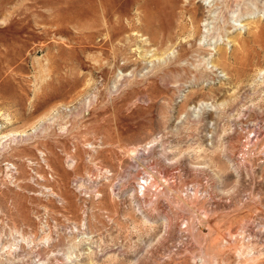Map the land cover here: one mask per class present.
<instances>
[{
	"label": "rangeland",
	"instance_id": "obj_1",
	"mask_svg": "<svg viewBox=\"0 0 264 264\" xmlns=\"http://www.w3.org/2000/svg\"><path fill=\"white\" fill-rule=\"evenodd\" d=\"M167 1L0 0V264H264V0Z\"/></svg>",
	"mask_w": 264,
	"mask_h": 264
},
{
	"label": "bare ground",
	"instance_id": "obj_2",
	"mask_svg": "<svg viewBox=\"0 0 264 264\" xmlns=\"http://www.w3.org/2000/svg\"><path fill=\"white\" fill-rule=\"evenodd\" d=\"M148 1V0H147ZM159 1V0H158ZM162 1V0H161ZM166 1V0H165ZM169 1V0H168ZM168 1L167 2H164V4L166 3H168ZM173 1V0H172ZM179 0H174V2H175V5H176V3L178 2ZM143 2V1H142ZM146 2V1H145ZM174 2H172V3H174ZM161 4H162V2H161ZM147 5V4H146ZM172 5V4H171ZM147 7V6H146ZM153 7V6H152ZM160 7V6H159ZM164 7V6H163ZM120 10V9H119ZM149 10V9H148ZM153 10V9H152ZM186 12H189L188 10H186ZM194 12V11H193ZM188 14V13H187ZM116 15H118L117 13H116ZM155 15V14H154ZM189 15H191V14H189ZM148 18V17H147ZM191 18H192V24H194V23H197V20H196V16L194 15V14H192V16H191ZM154 19V18H153ZM116 21H117V19H116ZM144 21V20H143ZM148 21V20H147ZM181 24V23H180ZM182 25V24H181ZM119 26V25H118ZM149 27V26H148ZM170 27V26H169ZM172 28V27H171ZM178 28L182 31H184V27H180V26H178ZM197 26H195V29L197 30ZM166 29V28H165ZM178 30V29H177ZM165 31V30H164ZM180 32V31H179ZM194 33H196V31H193ZM178 33V32H177ZM177 33H175L173 36H171V34H172V30H171V32L170 33H165L164 35L162 34V36L163 37H165L166 36V42H171L172 40H173V38H175V36L176 35H178ZM183 33V32H182ZM184 34V33H183ZM180 36V35H179ZM160 42H162V41H160Z\"/></svg>",
	"mask_w": 264,
	"mask_h": 264
}]
</instances>
